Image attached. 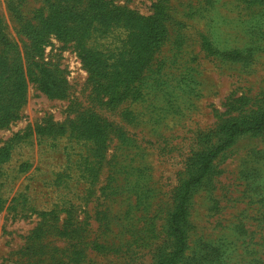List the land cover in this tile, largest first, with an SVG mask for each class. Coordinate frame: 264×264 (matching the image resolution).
<instances>
[{"label": "rangeland", "instance_id": "1", "mask_svg": "<svg viewBox=\"0 0 264 264\" xmlns=\"http://www.w3.org/2000/svg\"><path fill=\"white\" fill-rule=\"evenodd\" d=\"M111 1L143 17L162 3L165 38L116 104L95 94L71 45L50 38L42 62L65 97L27 81L20 118L0 129V148L19 141L0 170V264L164 263L168 220L199 155L221 143L222 126L264 111V0ZM40 8L0 0L24 70L19 27ZM89 118L99 136L74 139ZM182 228L177 264H264V127L212 160Z\"/></svg>", "mask_w": 264, "mask_h": 264}, {"label": "trees", "instance_id": "2", "mask_svg": "<svg viewBox=\"0 0 264 264\" xmlns=\"http://www.w3.org/2000/svg\"><path fill=\"white\" fill-rule=\"evenodd\" d=\"M40 1L41 8L34 11L31 20L22 22L19 27V33L26 42L25 70L17 44L0 27V129L20 118L27 81L37 84L38 90L48 98L65 97L64 82L57 77L56 70H50L42 62L50 38L71 45L95 94L106 97L111 104L122 98L130 82L146 67L165 38L164 8L159 1L152 6L153 13L148 17L114 5L111 0ZM202 42L204 50L210 52L208 41L202 38ZM255 119L245 125L234 122L222 126L221 143L199 155L196 174L185 183L169 217L174 250L162 264H177L184 251L186 236L182 224L192 188L204 179L212 160L238 135L257 132L264 127V111L258 120ZM81 122L75 127L81 134L73 133L74 139L99 136L100 126L94 124V118L82 119ZM49 132L45 129L38 131L40 138L54 140L63 129L58 128L57 136ZM17 142L0 148V170L10 159Z\"/></svg>", "mask_w": 264, "mask_h": 264}]
</instances>
